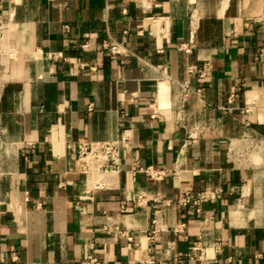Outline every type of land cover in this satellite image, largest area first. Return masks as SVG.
<instances>
[{
	"label": "crops",
	"instance_id": "obj_1",
	"mask_svg": "<svg viewBox=\"0 0 264 264\" xmlns=\"http://www.w3.org/2000/svg\"><path fill=\"white\" fill-rule=\"evenodd\" d=\"M0 203V264H264V0H0Z\"/></svg>",
	"mask_w": 264,
	"mask_h": 264
},
{
	"label": "built area",
	"instance_id": "obj_2",
	"mask_svg": "<svg viewBox=\"0 0 264 264\" xmlns=\"http://www.w3.org/2000/svg\"><path fill=\"white\" fill-rule=\"evenodd\" d=\"M193 38H194V28L191 26L188 33L187 41L180 43L177 47L179 51H182L184 54L189 55L193 48ZM104 48L112 55L120 54V50L116 45H103ZM81 48H86V44H82ZM157 52H162L161 48H157ZM52 58L55 60L57 58H62L61 53H54ZM210 70V65L208 63H203L200 66L190 64L186 67L187 76L198 72L199 77L203 78L208 71ZM184 91L187 89V82L183 83ZM185 95V94H184ZM120 156V144L118 141H102V142H88L82 141L77 143L74 151V159L76 162V169L79 173L83 175H92L94 173H105L109 171H116L118 169ZM144 171L148 174L149 178L153 181H160L165 172L163 170L153 169L147 167ZM220 195L219 190H209L205 189L196 193L184 192L176 199V204L180 207H187L192 202H206L214 201ZM141 198H136L135 203L140 204ZM3 214L2 204L0 203V223L1 217ZM158 223V217L153 214L151 219V232L154 233L156 230V225ZM183 229V225H177L174 228V232H179ZM200 250V247H195L193 249ZM79 264H101V262L93 257L86 256L80 260Z\"/></svg>",
	"mask_w": 264,
	"mask_h": 264
}]
</instances>
